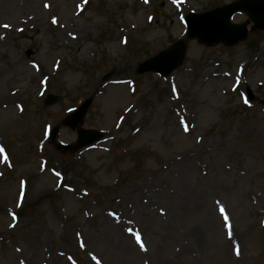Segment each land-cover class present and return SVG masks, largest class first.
Masks as SVG:
<instances>
[{
    "label": "rangeland",
    "instance_id": "374dc122",
    "mask_svg": "<svg viewBox=\"0 0 264 264\" xmlns=\"http://www.w3.org/2000/svg\"><path fill=\"white\" fill-rule=\"evenodd\" d=\"M234 1L0 0V264H264V31L184 22Z\"/></svg>",
    "mask_w": 264,
    "mask_h": 264
},
{
    "label": "water",
    "instance_id": "95a60500",
    "mask_svg": "<svg viewBox=\"0 0 264 264\" xmlns=\"http://www.w3.org/2000/svg\"><path fill=\"white\" fill-rule=\"evenodd\" d=\"M237 12H245L253 22L254 30H264V0H242L224 8L216 9L199 15H189L186 20L188 23V36L191 39L197 38L201 44L213 46L223 43L226 46H233L247 38L248 29L246 25H232L230 18ZM186 53L184 42H177L174 46L162 52L153 59L148 60L140 67V73L154 72L164 76L170 75L183 62ZM251 98V93L249 94ZM51 101V100H50ZM88 101L77 113L69 120L68 124L75 127L90 105ZM101 138V135L91 131H81L79 133V144L85 146Z\"/></svg>",
    "mask_w": 264,
    "mask_h": 264
},
{
    "label": "snow or ice",
    "instance_id": "6c2138e0",
    "mask_svg": "<svg viewBox=\"0 0 264 264\" xmlns=\"http://www.w3.org/2000/svg\"><path fill=\"white\" fill-rule=\"evenodd\" d=\"M0 151H2V149H0Z\"/></svg>",
    "mask_w": 264,
    "mask_h": 264
}]
</instances>
